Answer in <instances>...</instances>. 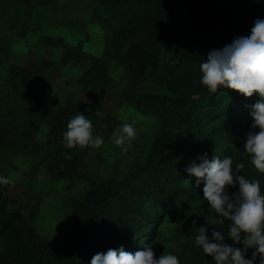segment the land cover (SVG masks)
I'll return each instance as SVG.
<instances>
[{
  "label": "trees",
  "instance_id": "1",
  "mask_svg": "<svg viewBox=\"0 0 264 264\" xmlns=\"http://www.w3.org/2000/svg\"><path fill=\"white\" fill-rule=\"evenodd\" d=\"M99 3L111 14L107 21L110 36L100 56L88 57L90 65L76 78V84L80 91H110L113 80L109 64L113 57L134 74L145 76L157 68L165 46H171L175 63L166 81V92L144 93L136 102L141 113L152 114L159 120V128L147 152L131 164L123 177L98 182L73 203L71 230L65 246L42 238L20 209L8 205L6 196L0 193V264H89L93 254L110 247L123 245L133 252L139 249L142 240H135L134 234L141 235L149 227L154 229V222L165 215L173 217L183 212V202L203 193V182L185 184L184 178L189 175L186 165L204 152L209 158L220 155L221 149L226 152L228 145L219 147L221 141L223 144L233 130L251 124L250 106L261 99L255 92L248 97L224 86L210 92L200 82L199 64L212 48L222 47L236 35L248 34L255 18L264 17V0H99ZM31 16L29 8L18 16L19 38L25 37ZM42 42L46 47L63 50L61 66L81 63L85 57L80 44L70 46L62 38L49 36L43 37ZM3 48L0 50L6 54ZM5 58H0V64ZM43 63L57 68L53 62ZM7 71L8 77L0 90L7 100L18 102L20 112L10 114L0 102L3 132L0 145L22 150L31 143L30 138L40 125L47 123L46 145L52 147L48 169L54 178H64L75 171L82 154L77 145L69 148L62 143L67 121L77 111L97 118L95 111L100 108L86 107L67 97L53 114L46 99L35 93L36 80L30 70L10 64ZM18 117L24 122L25 132L21 135L16 134L21 129ZM66 152L71 153V158L65 157ZM226 155L232 156L233 166L243 162L241 173L249 179H259L264 192V173L253 166L250 154L243 152V143L228 149ZM198 223L200 226L206 219L201 217ZM228 225V219L223 218V223L209 224V229H219L226 242L233 243L227 237ZM194 238L191 249L195 262L216 264L210 254L195 244ZM252 251L249 248L247 255Z\"/></svg>",
  "mask_w": 264,
  "mask_h": 264
},
{
  "label": "rangeland",
  "instance_id": "2",
  "mask_svg": "<svg viewBox=\"0 0 264 264\" xmlns=\"http://www.w3.org/2000/svg\"><path fill=\"white\" fill-rule=\"evenodd\" d=\"M25 8L31 10L32 16L25 37L19 38L18 16ZM110 15L99 0H0V49L6 50V54L0 50V58L6 56L5 62L0 64V89L8 77V66L16 64L32 72L36 80L34 91L46 99L53 114L67 97L86 107L98 106L105 113L97 118L87 115L92 120L94 135L102 136L104 143L77 145L82 150L80 163L74 172L62 179L51 176L48 169L52 147L46 145L47 123L40 125L38 132L31 136V143L22 150L0 145V175L11 176L14 180V183L0 184V193L6 196L8 205L20 209L42 238L58 246L68 242L73 203L98 182L109 177H123L131 164L149 149L160 122L152 114L141 113L136 102L144 93H165L166 81L175 63L171 46H165L157 68L145 76L134 74L126 64L113 57L109 64L112 89L80 91L76 78L89 67L90 55L102 54L110 36L107 23ZM45 36L62 38L70 46L80 44L85 53L83 61L61 66L59 60L63 50L44 46L42 38ZM45 61L53 62L57 68L45 66ZM2 95L0 90V102L10 114L20 112L16 100H7ZM16 120L21 126L16 134L21 135L25 132L23 118ZM125 121H135L137 133L130 144L117 145L113 142V133H118ZM250 125L233 130L219 146L228 145L226 152L221 149L218 154L226 155L228 149L243 143ZM2 133L0 130V135ZM36 144L43 145L37 147ZM181 205L183 212L173 217L165 215L154 222V229L149 227L143 234L133 237L142 240L140 248L152 243L157 257L163 252H173L180 264H198L191 249L194 232L199 231V218L211 219L214 209L203 198V193ZM197 217V224L193 225ZM131 246L133 248L134 244Z\"/></svg>",
  "mask_w": 264,
  "mask_h": 264
},
{
  "label": "clouds",
  "instance_id": "3",
  "mask_svg": "<svg viewBox=\"0 0 264 264\" xmlns=\"http://www.w3.org/2000/svg\"><path fill=\"white\" fill-rule=\"evenodd\" d=\"M199 71L200 82L210 92L215 93L219 86H224L244 96L250 97L255 92L261 97L250 106L252 120L245 134L243 152L250 154L253 166L264 173V17L255 18L248 34L236 35L231 42L209 50L199 64ZM95 112L97 116L104 115L99 109ZM136 133L135 121H125L119 126V132L113 133V142L130 144ZM62 143L69 148L100 146L104 138L94 135L92 120L84 111H77L67 121ZM64 155L71 158L69 152ZM243 167V162L233 166L231 155L215 154L209 158L207 152L198 154L185 167L189 174L184 178L185 184L190 185L193 176L195 185L203 182V198L215 210L216 215L206 218L194 239L216 264H264V192L259 179H249L241 173ZM9 183H14L11 176L0 175V184ZM223 218L229 221L227 237L233 243L226 242L225 234L219 229H209V224L223 223ZM197 220L198 217L193 219V225ZM249 248L253 249L250 256L247 255ZM89 264H180V259L173 252H163L157 257L152 243H145L134 252L125 250L123 245L98 251Z\"/></svg>",
  "mask_w": 264,
  "mask_h": 264
}]
</instances>
